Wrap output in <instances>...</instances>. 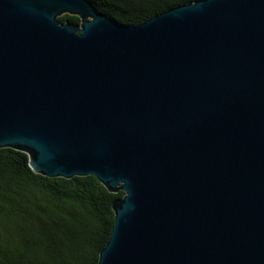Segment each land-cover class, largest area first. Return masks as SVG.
<instances>
[{"label": "water", "instance_id": "water-1", "mask_svg": "<svg viewBox=\"0 0 264 264\" xmlns=\"http://www.w3.org/2000/svg\"><path fill=\"white\" fill-rule=\"evenodd\" d=\"M3 147L125 192L98 264H264V0H0Z\"/></svg>", "mask_w": 264, "mask_h": 264}, {"label": "trees", "instance_id": "trees-1", "mask_svg": "<svg viewBox=\"0 0 264 264\" xmlns=\"http://www.w3.org/2000/svg\"><path fill=\"white\" fill-rule=\"evenodd\" d=\"M89 1L120 23L140 25L198 0ZM58 20L81 24L69 13ZM124 194L94 175L41 174L25 151L0 148V264H98L114 229V202Z\"/></svg>", "mask_w": 264, "mask_h": 264}]
</instances>
